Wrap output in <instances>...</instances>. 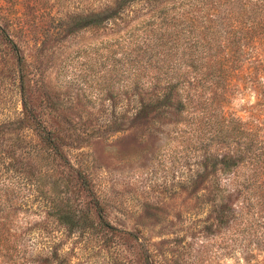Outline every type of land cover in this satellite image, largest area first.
I'll return each mask as SVG.
<instances>
[{"label": "rangeland", "instance_id": "rangeland-1", "mask_svg": "<svg viewBox=\"0 0 264 264\" xmlns=\"http://www.w3.org/2000/svg\"><path fill=\"white\" fill-rule=\"evenodd\" d=\"M95 1L0 0V31L22 57L19 65L0 32L1 238L22 246L28 261L49 253L45 247L54 242L65 264H144V253L152 264H264V173L247 164L264 152L252 74L239 73L228 88L201 82L186 89L188 104L179 116L150 109L141 120V95L131 84L141 87L145 80L144 7L136 1L111 24L68 35L65 10L94 8ZM233 4L192 0L189 19L204 35L190 42L241 47L237 14L223 11ZM218 7L219 19L207 22ZM217 20L221 23L214 28ZM250 56L249 50L223 59L249 67ZM21 74L34 117L60 137L57 155L19 122ZM223 118L235 136L229 148L244 151L247 161L214 175L232 194L224 224L214 182L198 179L206 172L198 164L204 153L225 150L214 136ZM83 177L118 233L68 235L46 218L50 199L84 207ZM34 246L40 250L32 255Z\"/></svg>", "mask_w": 264, "mask_h": 264}, {"label": "trees", "instance_id": "trees-1", "mask_svg": "<svg viewBox=\"0 0 264 264\" xmlns=\"http://www.w3.org/2000/svg\"><path fill=\"white\" fill-rule=\"evenodd\" d=\"M136 1H141V6L144 7L141 8V11L144 10L143 14L141 13V71L145 76L141 78L145 80H141V87H138L136 83L131 86L138 91L137 97L141 95V105L137 111L141 120L148 115L147 112L150 109L159 112L169 111L175 116H179L188 104L186 89L196 88L201 82L206 81H213L217 85L221 83L223 88H228L236 75L241 72H249L248 74H252L255 82L254 90L257 94L260 118L258 122L260 125L264 124V0H255L251 5L247 2L241 3L240 0H233L234 4L228 10H223L225 15L227 13L229 16L237 14L239 32L241 33L239 40L243 45L236 46V48H220L219 46L190 42L193 39H202L204 35L192 27V20L189 19V14L193 11L189 7L192 0H96L94 8L79 9L76 7L71 8L72 10H65V32L69 35L86 28H103L111 24V21L122 17ZM218 10H220L219 7L217 11L213 10L214 13L209 15L210 18L207 22L219 19L220 11ZM200 11L202 10H197L195 13L200 15ZM205 16L208 14L205 13ZM201 17L203 18V16ZM227 20L229 21V19ZM219 23L221 21L217 20L214 28ZM226 25L227 23L224 24V26ZM228 27L229 25L226 26V28ZM3 37L12 58L20 65L22 57L15 44L7 35L3 34ZM248 41L251 48L246 43ZM248 49L252 59L249 67L244 66L246 65L244 63L239 66L236 62L231 63L232 61L228 62L223 59L224 55L228 53L245 55L249 51ZM23 79V74L19 75L21 103L19 122L28 124L39 140L57 155L60 137L55 129L47 128L34 117L25 100ZM217 127L218 130L214 132V136L219 137L221 143L226 145L225 150L220 153H204L198 164L206 169V172L199 175L198 179L211 177V185L214 182L213 187L220 196L217 204H220L219 206L222 208L219 220L224 224L231 215L228 204H232V194L227 188L219 187L220 184L214 175L230 173L237 169L244 164L246 156L244 151H239L238 148H229V144L235 136L233 137L231 133L228 120L223 118L220 123H217ZM236 139H238L237 136ZM261 143L263 148L264 141ZM262 155L261 159L259 156H254L248 162L246 161L252 167L253 172L264 173V152ZM79 184L84 195L88 198L84 207L73 206L64 198L50 199L48 202L50 205L46 208V218L53 220L55 225L62 228L68 235L76 232L83 234L88 231L103 234L118 233L105 220L101 208L88 186V180L84 177L79 178ZM126 235L130 236L128 233ZM8 236L11 237V235ZM110 245L112 242L108 246ZM113 245L116 244L113 243ZM46 248H51V251L44 254L43 257H39L37 254L28 261L25 258L28 252L25 253L22 246L18 245L17 248L16 241L0 236V264H65V259L59 251V245L51 242ZM38 250L40 249L34 246L31 248L30 254L34 255ZM143 261L144 264H152L146 253L143 254Z\"/></svg>", "mask_w": 264, "mask_h": 264}]
</instances>
